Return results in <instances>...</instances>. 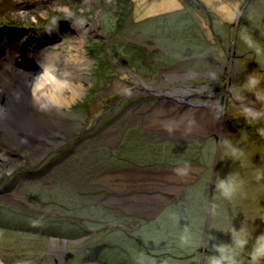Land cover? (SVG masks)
I'll list each match as a JSON object with an SVG mask.
<instances>
[{
	"label": "rangeland",
	"instance_id": "obj_1",
	"mask_svg": "<svg viewBox=\"0 0 264 264\" xmlns=\"http://www.w3.org/2000/svg\"><path fill=\"white\" fill-rule=\"evenodd\" d=\"M0 21V25L6 24L0 29V56H40L46 61L49 54H68L73 43L79 40L77 42L82 41V55L86 58L82 61L70 58L75 67L81 62L85 64L74 69L80 74L82 92L61 106L49 103L35 106L27 128L29 141L8 137L0 131V222L3 223L0 224V259L4 263L111 264L105 250L114 246L106 241L114 232L120 240L141 238L147 232L148 236L142 239L146 244L137 240L140 248L147 249L138 247L137 250L145 254L171 251L188 257L200 241L199 228L202 224L201 251L213 221L217 244H229L222 236L225 227L231 229L225 221L226 212L235 217L234 230L248 229L245 230L248 234L246 248L264 234V0H0ZM13 26L15 32L11 30ZM18 26L20 31L16 30ZM36 41L43 43L35 46ZM136 56H146L148 65H153L151 56H156V59L163 56L165 62L174 57L179 65L175 63L166 71L164 67L158 71L149 67L145 70L146 74L140 75L128 68L130 65L137 69L133 61ZM181 56L203 58L192 62L193 59L184 61ZM23 60L34 68L22 71L34 74L37 62L29 58ZM6 63L0 59V75L12 67L11 63ZM203 69L211 70L204 73ZM214 71L218 73L212 74ZM173 72L181 78H173ZM215 75L220 85L214 80ZM217 85L219 90L216 89V94L226 91V88L230 90L226 103L229 108L222 110L221 117L217 113L220 100L213 101V97L208 96L213 95L211 91ZM181 87L198 92H190L189 95L200 98L195 99L202 104L213 102L208 111L214 117L224 118L227 126L225 130L222 128L223 134L218 136L215 150L210 152L213 146L207 145L208 151L204 154L207 150L204 149L203 156L198 155L196 150L190 154L206 170L203 174L197 166L178 169L186 171V175L189 171V176H195L191 180L178 172H173L174 178L168 174L176 182L187 181L180 182V186L185 184L186 188L180 193L174 192L175 195H183L182 198H175V204L163 195V199L159 196L160 200L142 197L143 201L129 203L136 205L140 210L133 212L141 215L148 213L143 212V208L160 209L163 206L161 211L166 212L150 213L159 216L173 212L176 243L171 241L170 246L164 249L162 246L165 244L156 238L162 236L164 229L152 230L153 226L147 229L158 216L151 217L149 221L137 218L138 226H135L129 221L131 216L138 215L129 211V214L121 212L129 216L126 221H118L117 217L123 218L118 213L123 208L115 199L126 196L123 193L126 190L130 192L128 195L165 193L156 188H162L165 185L162 183L168 179L160 180L156 176L161 183H157L155 188L150 176L141 180L113 175L116 171L102 169L96 156L102 158V162L106 158L109 163L112 159L126 158L144 165L146 161L170 164L184 161L185 155L181 152L177 154L176 149L166 151L154 146L161 143L156 142L162 140L160 137L183 142L181 122L173 127H162V131L146 129L147 124L144 123L146 113L165 98L160 91L180 94ZM8 91L10 94L2 95L4 101H0V105L12 97L14 90ZM16 105L22 108L28 106L19 102ZM141 105L145 109L138 111ZM137 116L142 119L141 124L136 121L143 128L141 131L129 128L134 126ZM164 117L163 114L158 118ZM187 120L189 123L191 118ZM125 129L129 132L122 137ZM225 133L224 138H229L221 140ZM135 136L137 141L145 144L133 146ZM39 139H44V143H39ZM109 140H115V146L109 149L112 159L105 157L107 153L92 151L96 146L109 147ZM173 145L178 146L180 151L191 150L184 142L182 146ZM38 148L44 151L43 155L42 151L36 152ZM233 149L241 155L233 156ZM114 154L116 158H113ZM218 166L219 177L216 176ZM227 168L232 171L225 177ZM119 169L116 168L117 171ZM133 171L136 174L163 172L166 177L168 173L164 167L157 171L152 168ZM258 173L260 180L256 179ZM240 174L244 181L239 185L238 192L231 199L225 198L217 184L222 179ZM197 177V182L203 181L202 185L196 182L191 189L188 184L195 182ZM140 181H143L142 186ZM102 187L119 190H112L114 194L109 196L110 200L104 201ZM33 190L43 195L33 199L29 195L34 193ZM85 196L89 199L86 200ZM77 201L86 207L84 212L77 207ZM69 207L75 208V211H69ZM101 207L110 211L105 212ZM2 212L11 214L2 215ZM213 212H216L215 218ZM55 217L72 222L68 224L69 232L57 235L56 231L47 230L50 229L47 222H55ZM189 229L191 232L193 229L194 233H190ZM212 236L210 234L209 239ZM167 237L165 233L161 238L167 240ZM181 237H186V241L182 242ZM179 241L180 245L189 244V248L179 246ZM116 243L118 246L119 243ZM216 254L219 256V253ZM199 255L202 257V252ZM210 258L207 253L208 261ZM127 259L129 264L183 263L169 258L136 257L132 253L127 255ZM184 261L188 263V259ZM191 264H196L194 256Z\"/></svg>",
	"mask_w": 264,
	"mask_h": 264
},
{
	"label": "flooded vegetation",
	"instance_id": "obj_2",
	"mask_svg": "<svg viewBox=\"0 0 264 264\" xmlns=\"http://www.w3.org/2000/svg\"><path fill=\"white\" fill-rule=\"evenodd\" d=\"M210 58L211 57H209L208 59H210ZM192 62H195V59H193ZM177 65H179V63L176 64V66ZM203 70H204L203 72L206 73V72H209L211 69L210 70L203 69ZM195 71H197V70H195ZM215 71L212 74L218 73V71L217 72H215ZM193 72L194 71H192L191 74ZM173 73H175V74H171V76H173V78H174V76L181 78V75H178L176 72H173ZM198 75H201L202 78L204 77V75H202V74H198ZM208 79L211 81L215 80L217 82V84L220 85V83L217 81L216 75H215L214 80L212 79V77L211 78L208 77ZM224 84H225V82H224ZM218 85L213 87L212 90H214V91H211V94H213V95H208V96L213 97V101H215L214 99H217V98L220 100L219 105H218V112H217L218 117H220L219 114L221 113V111L222 110L227 111L229 108V106H227L226 103L229 100L228 95H229L230 90H228V88H226V91L221 92L220 94H216V92H217L216 89L219 90ZM226 87H230V86L226 85ZM162 92H165V91L159 92L160 95H162V96H165V94H167L169 97L178 98L180 100V105L172 106V105L168 104L167 102L162 101L158 106L153 107L152 110L149 113H146V115L144 116V123L147 124L145 126V128L150 129V130L159 129L162 131V129H160L162 127H173L175 125H178L181 122L182 128H180V129L183 131V133L181 135L182 141L184 143H186V147L188 146L191 148V150H189L190 152L186 151V150L180 151V148L178 146L173 145L175 143L179 144L180 142L168 141L169 139L171 140L173 138L160 137V138H162V140L156 141V142H161V143H166V144L169 143V144L173 145V147H174L173 149H176L178 151L177 154H179L181 152L180 154L185 155L184 161H179L180 163L175 164L174 166H168V165L166 166V165H163L160 163H157V164L153 163V161L149 162L148 164L141 165V163H138V162H135L133 160L126 159V158L124 160L118 159V158L113 160L112 156H111L112 151H110L109 149H111V150L113 149V147L115 146V145H113V141H115V140H109L110 143L107 142V145L109 147H105V146L101 145V146H96L92 149V151H94V152L107 153L105 155V157L109 156V158L112 159V161L110 163L108 161V158H106L105 161L102 162V158H99L96 156L97 160L99 161V163L102 166V169H106V170L114 169L116 171V172H113V175L126 176L127 179H129V178H140L141 180H143L146 176H150L152 178L151 182L153 185H155V188H156L157 183H161V182H159L158 179H156V176L160 177L159 178L160 180H165L166 178L168 179L167 181H164L166 183H162V184H165V185H162L163 186L162 188H159V189H158V187L156 188V190H163L165 193H167V195L165 193H163L162 191H159L158 193H153V194L152 193H146V194H132L131 193V195H128V193H130V192L128 190H126V192H123L126 194V196L117 197L115 199V202L117 204H120L121 207L123 208L122 211L118 210L119 212L118 211L117 212L119 213L120 216L126 217V219L129 216L125 215L121 212H125V213L129 214L130 212L140 210L139 208H136V205L129 204L131 201H143L144 198H142V197H147V198L153 197L156 200H160V197L162 198L164 196L165 198H167L168 201H171V203L175 204V202H176L175 198L176 197L182 198L183 195H181V194L175 195L174 192L177 191L178 193H180L184 188H186L185 184L183 186H180V184H181L180 182H185V181L176 182L175 179L173 180L172 178L168 177V174H171V172H172L171 171L169 173V171L172 170L173 168L179 169L182 166H184L186 168H189L191 166L192 167L197 166V168L202 169V171H203L202 174H203L206 170L203 169L204 167L200 166L199 163H197L194 158L190 157V154L192 153L193 150H196L198 155L201 154V156H203L208 151V150H206V152L204 154L202 153V151L204 150V146H207V145L213 146V148L215 150L216 141L218 140V136L223 134L222 128H220V126H219L221 120L217 117H214L213 114L208 111L209 107L211 106V104H213V102H210L207 104L200 103L198 100L195 99L198 97H195V96L191 97L189 95L190 92H194L196 94H198V92L191 91L187 87H185V88L181 87L180 94H174L172 92H168V93L165 92L164 94H162ZM164 99L167 100V98H164ZM198 99H200V98H198ZM144 109L145 108L143 107V105H141L139 108H137L138 111H143ZM183 111H188V113L183 114ZM163 114L165 115L164 118H158L159 116H161ZM183 115L187 116V117H185L186 119H182ZM175 116L180 117V118L175 119L176 118ZM188 117L191 118V121L189 123L187 120ZM206 119H207V121H205ZM136 121H138V123L141 124L142 119L140 118V116H137L134 119V123H133L134 126L129 127V125H128V127L132 130H135V131H137L136 128H138L141 131V129H143V128L141 127V125L136 124ZM202 122L207 123L208 125H203ZM190 124H192V125H190ZM216 124H218V126ZM199 125H201L202 127ZM195 126H198V128ZM210 127H213V129H210ZM167 129H170V128H167ZM225 129L226 128H224V130ZM127 132H129L128 129H125L123 131L122 137L125 136V133H127ZM138 134H140V132H138ZM226 135L227 134L225 133L224 136L221 137L222 138L221 140H223V138ZM191 138H197V140L192 141V140H190ZM227 138H229V137L224 138V140L225 139L227 140ZM24 140L29 141V139L27 137H25ZM38 141H39V143H44V139H39ZM196 141H197V143H196ZM117 143H118V141H117ZM153 143H155V142H153ZM195 144H197V146L198 145L199 146L194 147ZM218 146L220 147L219 144H218ZM41 151H42V155H43L44 154L43 150H41L40 148L36 149L37 153H40ZM216 152L219 154L220 151L218 150ZM215 155H216V153H215ZM203 158L209 160V157L204 156ZM216 162H219V160L215 161V163ZM161 167L166 168L167 171L169 170L167 173V177H166V174H164L163 172L162 173L156 172L157 174H155L154 172H147L149 174L148 175L147 173L136 174L133 171L134 169L135 170H148L150 168L157 171V169H161ZM116 168H120L119 171H117ZM36 170H39V169H36ZM131 170L133 172H128ZM121 171H123V172H121ZM175 172H178V174H184V172H186V171L176 170ZM188 173H189V171H188ZM188 173H187V175L184 174V178L189 177L188 178L189 180L195 178V176H193V175L189 176ZM29 175H30V171H29ZM197 180H198V177L196 178L195 182L194 181L189 182L188 185H190V186L194 185L195 186L196 184H198L200 182V181L197 182ZM140 182H141L140 185L142 186L143 181H140ZM125 184H123L124 187H126V185H127V184L126 185ZM175 185H177V186H175ZM101 190L104 192V193H102V197H104V201H109L110 200L109 196L114 194L112 192V190L114 192H117L116 190H119V189L116 188V190H114V189L111 190V189L102 187ZM88 191L91 192V190H88ZM159 194H161V195H159ZM89 196H91V195H89ZM89 196H85V199L88 200ZM156 196H158V198ZM163 202H164V204L167 203V201H163ZM121 207H119V208H121ZM164 207L165 206L161 207L160 209H156L157 207L156 208L155 207L149 208V209H151V211L147 208H143V210H142L143 212H148V213H144L143 215H141L139 212H137V213L133 212L138 216H136V217L131 216L132 219L129 221V223L132 222L134 219H137V218H139V220L144 219L145 221L151 219V217L155 218L158 215L157 214L152 215V213H150V212H163V211H161V209H163Z\"/></svg>",
	"mask_w": 264,
	"mask_h": 264
},
{
	"label": "bare ground",
	"instance_id": "obj_3",
	"mask_svg": "<svg viewBox=\"0 0 264 264\" xmlns=\"http://www.w3.org/2000/svg\"><path fill=\"white\" fill-rule=\"evenodd\" d=\"M77 41H74V45L71 43L73 46L68 54L61 52L56 56L49 54L46 61L40 56H30L38 64L37 70L32 75L27 72L16 71L14 68L11 72L7 73L6 80L0 76V95L6 93V87L14 90V93H11L12 97L8 98L4 105H0V131L2 133L11 138L24 140L29 130L27 128L29 123H31L35 106L41 107L47 105V103H49L48 105L61 106L68 103L69 100H73L82 92V84L79 83L80 74L76 73L74 69L77 66V68H82L80 66H85V64L81 62L75 67L76 64L70 59L75 58L79 61L86 59L82 55V41ZM39 43L43 42H38L34 45L38 46ZM23 49L25 50L26 47ZM13 77L16 83L12 81ZM164 93L162 92V94ZM17 102L21 103V105L22 103L28 104V106H24L23 108L22 106L17 107ZM186 113L188 111H183V114ZM185 117L187 116L183 115L182 119H186ZM203 125L208 124L203 123ZM216 125L218 126V124ZM219 126L224 129L226 121L224 119L221 120ZM171 177L174 178L175 175L171 174ZM0 264L6 263L0 259ZM14 264H19V262Z\"/></svg>",
	"mask_w": 264,
	"mask_h": 264
},
{
	"label": "trees",
	"instance_id": "obj_4",
	"mask_svg": "<svg viewBox=\"0 0 264 264\" xmlns=\"http://www.w3.org/2000/svg\"><path fill=\"white\" fill-rule=\"evenodd\" d=\"M1 25L3 26V25H6V24L3 23ZM1 25H0V29H1ZM16 28H17L18 31L21 30L19 26L16 27ZM11 30H12V32H15V31H13L14 29H11ZM117 57H120V56H117ZM136 57H137V59H133V61H134V66H137V69H135L133 66H130V65H128V68L132 69V71H134V73H140V75L141 74H143V75L146 74L145 70H147L149 67H152V69H154V70H155V68H157V71L160 68L164 67L165 68L164 71H166L169 66H171V65L176 63L175 62L176 58H174V57H171V59H166V60H169V62L168 61L165 62L164 61L165 59H163V56L160 57V58H157V59L155 58L156 56L155 57L151 56V58H153L152 59L153 65L152 64L148 65L147 61L145 60V59H147L146 56H136ZM181 57H182L181 59H183L184 61H187L188 59L203 58V56H181ZM176 61H178V60H176ZM178 63L179 62H177L176 64H178ZM154 74H156V71L154 72ZM136 136L134 137L135 141L133 139V146L139 147L141 145H144L145 143H142V142L136 140ZM182 143L183 142H180L179 144H181V146H182ZM154 146L156 148H158V149L166 150V151H170V150H172L174 148L173 145H171L169 143H167V144L166 143H160V144L154 145ZM204 149H207V146ZM209 150L212 152L214 150V148L212 147V149H209ZM115 155L116 154L113 155V158H116V157H114ZM129 160H131V159H129ZM149 162H151V161H146L144 163L148 164ZM227 162L229 163L230 160H227ZM155 163L156 164L160 163V164H163V165H166V166L167 165L171 166V165H174V164H178L180 162H175V163L170 164V163L156 162L155 161ZM141 165H144V164L141 163ZM231 171H232L231 169L227 168L225 170V172H224L225 177ZM219 173H220V171H219V166H218L217 174H216L217 177H219ZM235 177H236L237 181H244V180H242L243 179L242 174L237 175ZM202 182L203 181L201 180L198 184L202 185ZM216 183H217V181H216ZM33 191H34V193L29 194L33 199H38V198H40V196L43 195L39 191H36V190H33ZM236 192H238V190ZM75 203L77 204V207L81 210V212H84V209L86 207L82 206V204H80L78 201L75 202ZM69 208H68L69 211H71V212L75 211V208H70V209ZM55 209L58 210L57 208H55ZM102 209L105 212H109L110 211L109 209L105 210V209H107L105 207L102 208ZM163 212H166V211H163ZM16 213H19V212H16ZM20 213H22V212H20ZM172 213L173 212H168L166 214L159 215L158 218L156 217L157 219L152 221V224L147 227V229H148L149 227L153 226L152 230H154V229L158 230V229H161V228L164 229V233H162L161 237H163L164 234L166 233V235L169 236V237H167V240H166V238L156 237L157 239L160 238L163 244H165V245L167 244L168 245V246H165V245L162 246V248L164 247V249H166V247L170 246L171 241H174V235H175L174 234V228H175V222L174 221H175V218H172ZM6 214H11V213L2 212V215H6ZM238 214H239V212H238ZM215 215H216V212H213L214 218H215ZM0 216H1V214H0ZM2 218H5V217L2 216ZM59 218H62V217H55V222L53 221V223L47 222L48 225H50V226H48L50 229H47V230H54V231H56L54 233L57 234V235L61 234V232H69L68 230H70L69 229L70 226L68 224H71L72 222H69V221L68 222H66V221L64 222L63 220H59ZM233 218H235V217L232 216L230 214V212H226L225 221L231 226L232 230H234V228H235V224H234L235 219H233ZM116 219L118 221H122V222L126 221V217H123L121 219L117 217ZM126 223H128V222H126ZM130 223L131 224L134 223L135 226L136 225L138 226V223L135 220H133ZM0 224H3V223L0 222ZM71 226H74V225H71ZM210 226L211 227H210V231L208 232V235H207V240L205 241V245L202 247L203 251H201V249H200L201 244L203 243V240L201 239V234H203V224H202L201 227L199 228L200 241H199V243L197 245L195 244V248L192 250L193 253H191L188 257L184 256V255H182V253H178V252L177 253H171V251H162L161 253L157 252V255H151L148 252H146V254H145V253L137 250L138 247H139V245L137 243V240L141 242V240L143 238L148 236L147 232H144L145 234H143L141 238L140 237H131V238L126 237V238H124L122 240L118 239V237L117 238L115 237V235H116L115 232L113 234H110L108 236L109 239L106 240V241L108 242V244H111V245H114V246L107 248L105 250V254H106V257H108L110 259V263L111 264H129V261L127 259V255L130 254V253H132L136 257L147 256L148 258H156L157 260H161L162 258H169V259H172L173 261L183 262L181 264H191V259L194 256L196 264H209L210 261H208V259H207V253L210 254L211 258L212 257H217L218 255L216 253H218V252L216 251V249H217V247H219V245L217 244V240H216L217 235L215 234L217 231L214 230V221L212 222V224H210ZM212 229H213V232H212ZM231 229H229V227L227 226L222 231V236L229 242V244H228L229 247L233 246V235H232V230ZM182 230H185V228H182ZM245 230H248V229H245ZM189 231H190V229H189ZM85 233H87V232H85ZM190 233H192V234L194 233L193 229H192V232L190 231ZM118 234H119V232H118ZM120 234H121V232H120ZM210 234L213 235L211 239H209ZM122 241H124V242H122ZM116 242L119 243L118 246H117ZM142 242H141L142 244H146V243H144L143 240H142ZM172 243H176V242L174 241ZM250 244H251V246L249 248L248 247L246 248V246H247V244H246L245 247L242 250H239L238 252L235 253V258L238 261H240V264H249V261H250L249 253L252 251L255 242L250 243ZM178 245L179 246H183L184 248H185V246H188L187 248H189V244L188 245H180V241H179ZM140 249L141 250L142 249L147 250L144 247H142ZM199 252H202V257H200ZM177 254H180V255H177ZM214 254L217 255V256H215ZM226 254H228V253H226ZM184 259H188V263L185 262ZM262 264H264V262H262Z\"/></svg>",
	"mask_w": 264,
	"mask_h": 264
},
{
	"label": "clouds",
	"instance_id": "obj_5",
	"mask_svg": "<svg viewBox=\"0 0 264 264\" xmlns=\"http://www.w3.org/2000/svg\"><path fill=\"white\" fill-rule=\"evenodd\" d=\"M254 82L255 81H253V83ZM165 130L170 131V129L167 128ZM232 155L238 157L241 153H238L236 149H233ZM256 179H261L259 173L257 174ZM241 183L242 181H237L235 176H230L227 179L220 180L217 184V188L225 198L231 199ZM134 220L136 221V219ZM232 235L233 246L229 247L228 245H220L217 247L216 251L219 253V256L210 258L209 264H240V261L235 258V253L242 250L248 243V234L244 229H241L239 232L233 230ZM181 241H186V237H181ZM249 256V264H262V262H264V234H261L256 238L254 247L249 253Z\"/></svg>",
	"mask_w": 264,
	"mask_h": 264
},
{
	"label": "water",
	"instance_id": "obj_6",
	"mask_svg": "<svg viewBox=\"0 0 264 264\" xmlns=\"http://www.w3.org/2000/svg\"><path fill=\"white\" fill-rule=\"evenodd\" d=\"M23 59V58H22ZM19 60V61H17L16 63H15V66L17 67V68H19V69H21V70H26V71H28V70H31V69H33L34 68V66H30L28 63H26V62H24L23 60ZM11 84V83H10ZM6 91V94H9L10 92L8 91V89H6L5 90ZM3 95V94H2ZM2 95H0V101H4V97L2 96ZM165 98H167V100H165V99H163V101L164 102H167L168 104H170V105H172V106H177V105H180V100L178 99V98H176V97H166V96H164ZM222 111H221V113L219 114L220 115V117L222 116ZM224 119V118H223ZM225 120V119H224ZM226 121V120H225ZM226 124H227V122H226ZM227 126V125H226ZM226 128V127H225ZM230 133V132H229ZM176 170H178V169H175L174 171H172L171 172V174H173V172H175ZM170 174V175H171ZM19 264H31V263H29V262H19Z\"/></svg>",
	"mask_w": 264,
	"mask_h": 264
},
{
	"label": "crops",
	"instance_id": "obj_7",
	"mask_svg": "<svg viewBox=\"0 0 264 264\" xmlns=\"http://www.w3.org/2000/svg\"><path fill=\"white\" fill-rule=\"evenodd\" d=\"M141 220V219H140ZM150 220V219H149Z\"/></svg>",
	"mask_w": 264,
	"mask_h": 264
}]
</instances>
